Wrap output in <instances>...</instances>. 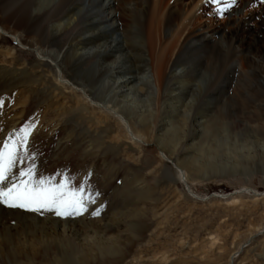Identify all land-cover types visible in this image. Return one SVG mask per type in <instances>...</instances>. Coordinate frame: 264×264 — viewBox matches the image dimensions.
I'll list each match as a JSON object with an SVG mask.
<instances>
[{"label": "rangeland", "instance_id": "374dc122", "mask_svg": "<svg viewBox=\"0 0 264 264\" xmlns=\"http://www.w3.org/2000/svg\"><path fill=\"white\" fill-rule=\"evenodd\" d=\"M4 1L0 0V4ZM69 1L41 10L39 31L42 36L47 35L46 46L65 48L84 29L88 30V39L83 42L85 47L113 38L110 31L100 32L105 22L90 20L85 12L89 8L80 12L72 28L52 34L48 25L61 15ZM130 1L126 8L117 7L123 25L116 41H110L113 55L109 58L121 55V71L132 76L141 72L146 51L155 58L163 53L168 58L175 47L178 50L175 70L179 68L182 72L180 83L179 74L175 79H167L169 85L162 92V104L159 109H152V119L143 124L136 120L135 127L145 130L147 142H132L118 129L113 116L86 104L73 90L59 86L53 90V85L57 84L49 72L44 73V84L41 80H30V76L17 77L10 75L9 70L3 71L4 67L12 68L9 63L12 56L19 59L14 64L17 73L22 63L33 65L37 59L24 50L19 51L10 38L0 35V144L14 138L21 127L34 125L29 137L28 158L17 162L13 173L18 176L20 170L34 163L37 179L51 177L56 183L67 179L70 189L83 186L84 195H91L94 202L88 203L85 215L72 216L73 230L84 233L90 226L98 230L97 226L107 224L104 235L115 238L125 255L119 264H224L228 254L239 244L243 246L241 252L230 264H264V196L240 192L231 198L225 197L244 187L264 191V108L256 111V115L250 112L248 92L251 84L245 61L249 46L261 36L262 23L258 14L263 10L264 0H254L251 5V0H236L231 7L227 2L217 5L209 0L200 14L205 20L198 18L191 27L179 26L175 38L168 36L170 31L167 26H159L160 22L180 23L186 14L177 8L172 13H161L167 0H159L150 18L145 8L151 0H136L144 4V9L138 10H135L134 0ZM97 4L98 0L91 3L93 11ZM35 7H38L36 3ZM219 8L226 11L221 14ZM96 12V18L101 17V12ZM252 12L256 18L250 20ZM200 27L204 28L202 34L206 36L216 28L215 34L209 36L210 41L190 40L192 42H183L184 45L181 40L178 42V37L187 32L190 36L186 40L194 38ZM149 31L156 42L150 39ZM141 36H147L154 47L149 43L141 45ZM1 50L11 54L5 56ZM75 59L76 73L91 79L94 73L91 66L95 65L96 58H78L77 55ZM258 83L264 88L263 81L259 79ZM171 89L181 103L190 98L192 91L193 106L184 126L183 109L177 107V102L167 100ZM101 93L104 92L96 95H103ZM210 97L215 99L210 100ZM134 113L138 118L137 110L134 109ZM178 113L172 126H163L164 117ZM201 115L203 119L208 118L204 127L197 126L194 121ZM211 117H215L217 123H213ZM223 124L227 125V132ZM166 131L175 133L178 138L177 151L170 155L172 159L181 163L186 158L193 168L199 166L198 171L186 170V184L166 168L169 160L152 146L154 140H164L162 145L168 154L166 141L171 134ZM97 209L100 214L91 215ZM11 212L9 207L0 205L2 221L21 227L22 221L15 219ZM30 212L47 218L50 211ZM83 218V221H91V225L86 226L83 221L84 226L81 225ZM15 230L9 231V238L1 234L0 239H5L0 242V264L28 260L29 254H25L28 250L21 251ZM51 247L54 249L51 248L49 255L41 250L37 258H32L41 264H52L63 252ZM94 252L90 262L72 264H100L101 261L105 264L107 258L100 257L97 249Z\"/></svg>", "mask_w": 264, "mask_h": 264}, {"label": "bare ground", "instance_id": "6f19581e", "mask_svg": "<svg viewBox=\"0 0 264 264\" xmlns=\"http://www.w3.org/2000/svg\"><path fill=\"white\" fill-rule=\"evenodd\" d=\"M64 1L65 0H5L4 4L3 3L0 4V35L10 38L19 48V51L20 49L21 51L24 50L25 52L34 55V57L37 59L36 63H33V65L25 64V62L22 63L21 69L17 73L16 72L17 69L14 68V64H16L19 59L16 56L15 57L12 56L10 57L9 60V63L12 66V68L10 69L9 67H4L3 71L9 70L8 73L10 75L12 74L17 77L21 75L30 76L31 77L30 80L32 79L34 81L41 80L44 84L46 82L45 79L46 77L44 73L49 72L51 73L57 84L55 86L53 85V90L57 89L58 86L59 88L60 87L69 88V90L71 91L73 90V92L80 95L81 99L86 101V104L87 103L92 104L91 105L92 107L103 109L105 110L106 114H110L111 116H113L114 119L116 120L118 129L123 130L124 134L132 142L134 143L147 142L145 140V130L143 131L142 128L137 129L135 127L136 120L137 122H141L143 124L146 120L152 119V116H150L152 109L155 108L159 109L160 104H162L160 98L163 94L162 92H165L167 86L169 85V81H167L168 78L175 79L176 78L175 75L179 74L178 80L179 83L181 82L182 80L181 69L179 70L178 68V70H175L177 65L175 63V59L178 56L177 53L178 50L174 47L168 58H166V54L164 55V53L161 56L159 55L157 58H155L152 57L150 54H148L147 53L148 51H146L144 53L145 56L143 62L144 64L143 67H141L142 70L140 73H137L136 75H132V76H127L121 71L122 68L119 63L122 56L116 55L113 59L109 58L110 55L111 56L113 55L110 52V48L112 47L110 41L112 42L116 41V38L118 37V31L123 25L121 20V14L118 11L117 7L125 6L126 8L130 0L129 1L128 0H98L96 11L101 12L102 15L101 17H99L101 20H99V18H96L97 12L93 11V7L90 6L91 3L95 0H70L62 9L61 15L53 22H50V24L48 25V28L51 30L52 34L59 33L64 29L72 28V24L78 20L80 12L86 10V8L87 9L89 8L85 12H88V14L90 15V20L105 22V24H102V22L99 23L103 25L100 27V29H102L100 32L104 34L107 31H110L111 33H113L112 35L113 38L110 41L105 40L101 43L93 44L89 47H85L83 45V42L87 41L88 39V35L86 36V32L88 30L84 29L81 31L80 34L76 36L74 42L69 43L65 48L62 49L51 48V47L49 48L48 46H46L47 35L44 34L42 36V34L39 31V25L43 17L41 10L46 9L47 7L61 5L64 3ZM158 1L159 0H151L147 3L148 5H146L145 11L150 13V18L152 17L151 14L155 11L156 7H158ZM208 1L209 0H189V2L186 3L185 0H173L171 4L170 0H167V2L161 8L162 9L161 13L163 12L172 13L173 9L177 8L176 9L177 11L183 12V14L186 15L182 18L180 23H172L173 21L169 22V20H166L164 22L163 21L160 22L161 24L158 25L167 26V30L170 31L168 36H171V38H175L177 30L180 28L179 26L183 25L186 27L188 26L191 27V25H193L198 18L199 19L201 18V21L205 20L202 19V16L200 14L202 9L204 8V5ZM138 2L139 1L136 0H134L133 2V4L135 5V10H138L140 8L144 9L142 7L144 4L141 5V3ZM35 3L38 5V7H35ZM253 3H255L254 0H251L249 2L250 5ZM250 16H249L250 20L256 18L253 12L250 14ZM258 17L262 23L261 36L259 39L256 38L257 40H255L251 44V46H249L248 55L245 58L246 64L249 68V81L251 84L248 92L249 94L248 107L250 108V112L253 115H256V111H258L259 109L264 108V88H262L258 83V80L260 79L261 81H263L264 84V7L263 10L259 12ZM203 29L204 28L202 27L197 28V32H195L196 35L192 39L186 40L187 37L189 38L190 36V34H188L187 32L183 35V37L179 36L177 40L178 42H180L181 40L182 45H184L183 42L189 43L192 42L193 40L208 41L209 39L210 41L209 36L215 34L216 30L214 29L216 28L213 29V31L209 36L202 34ZM88 33H92V32L89 31ZM150 33L151 32L149 31V34ZM150 39H152V37ZM152 40L153 43L156 42L154 38ZM140 43L141 45L146 46L147 45L146 43H149L148 37L141 36ZM1 53L5 56L11 54L7 50H1ZM258 53L261 54L262 56L260 57L257 56L256 54ZM77 55L78 58H82L85 56H92L96 58L95 65L91 66L92 72H94L91 77L93 81H91V79H88V77L83 73L82 75L79 74L80 76L76 73L75 67H77L76 66L77 62L75 57H77ZM107 57L109 59H107ZM44 67H46V69H43ZM66 67H67V71L65 70ZM94 81H96L97 83L96 84L93 83ZM142 85L144 86L143 88L140 87ZM173 90L174 89L168 91L170 97L167 100L169 102H171V100L173 102L174 101L177 102L178 103L177 107L178 108L181 107L183 109L182 116L184 118L183 120L184 121L183 126H184L185 124H187L188 116L190 115L189 112L191 111L193 106L194 98L192 96V91L190 93V98L186 100L184 103H181L178 100L180 97L172 95ZM97 92H104V93H101L103 95L98 96L96 95ZM57 93H60V91H58ZM257 94L259 95L258 102L255 104L254 101H257L255 100ZM209 99L211 100L212 98L210 97ZM213 99L215 98L213 97ZM96 100L100 101L101 103L97 102ZM134 109L137 110L138 113L137 116H139L138 118L134 116L135 114ZM170 115L164 117L165 122L163 126L165 127L172 126L173 122L178 118L179 113L176 114L177 116L176 115L170 116ZM202 116L203 115L198 116L197 118L194 119L197 126L204 127L203 125L206 123V120L208 118L203 119ZM210 119L213 123H217V119L215 117H211ZM259 121L260 119H258V122ZM223 126L225 132H227V125L223 124ZM202 131L203 130H201L200 133ZM168 134L171 133L168 132ZM174 134L172 133L171 136H169L168 140L167 141L165 140L168 145V149H167L168 154L165 153L166 151L164 152V150L166 149L165 146L162 145V142L164 140L161 141L160 139L157 140L156 138L157 141L155 142L154 140L152 146H154L155 150L160 151L163 154L164 158L169 160L170 165L167 166L166 168L168 170L173 171V173L176 175V177L179 179L180 182L186 184L187 183L186 170L198 171L199 166L198 167L195 166L193 168L192 166L189 165L188 159L184 157L181 163H179L178 161H174L172 159L170 155L172 153L174 154L177 151L176 145H179L176 144V142L178 143V138H175ZM240 192L250 193L252 196H256V197L264 196V191L258 192L256 190H252L250 188L244 187L238 191L230 193L229 195L226 194L225 197L231 198L233 197L234 193H240ZM216 197H220V196H216ZM9 211H13L11 213L14 214L15 219H19V221L20 220L22 221L21 227L19 226L20 227L19 228L17 224L16 225L12 224L11 226L7 225V223H4V221H2V216L0 214V237L3 232L4 234H7L9 238L10 236L9 231L11 230L14 231L16 229L14 236H16V238L21 243L19 245L21 251L25 252V250L26 251L28 250V253L25 254H29L27 261H25L24 263L18 262L17 264H36V263L41 264L40 263L41 261L40 262L36 261L38 252L44 250L46 251V254L49 255L50 253L48 252L52 251L51 248L54 249V247L51 246H55L58 251H61L67 255L65 257L62 253L59 258L55 257L52 264H72L77 262L79 263L85 260H86L85 262L88 263L91 261L90 259L95 255L94 251L96 249L100 257L107 258L105 264H119L120 261L122 262L124 260L125 255L121 251L117 240L115 238L104 235V230L106 228L105 225L107 224L101 225L100 227L97 226L98 230H94L93 229L94 227L91 228L90 226L91 221H83L84 220L83 218L80 219V222L82 223L80 224L83 225V222H86L85 225L90 226V228L88 229L89 231H86L84 233H78L77 231L73 230L72 216L61 217L55 215L53 212H49L47 213L49 214V217L46 218V217H38L36 215H33L30 211H26L21 208L20 209L9 208ZM18 228L21 229L20 233L18 232ZM260 230H258L257 232H259ZM263 232H259V233H263ZM4 239L5 238L0 239V242ZM242 247H243L242 244H239L234 250H232L228 254L224 264L232 263L236 254L241 252L240 248ZM72 250H74V252H72ZM12 253H14V250H12ZM34 256H36V258H32ZM100 264H104V262L101 261Z\"/></svg>", "mask_w": 264, "mask_h": 264}, {"label": "snow or ice", "instance_id": "6c2138e0", "mask_svg": "<svg viewBox=\"0 0 264 264\" xmlns=\"http://www.w3.org/2000/svg\"><path fill=\"white\" fill-rule=\"evenodd\" d=\"M224 2L231 7L236 0H213L217 5ZM218 11L222 14L226 9ZM33 128L34 125L21 127L14 138L0 144V205L37 213L50 211L61 217L83 215L88 211V203L94 202L91 195H84L83 186L70 189L67 179L59 183L51 177L37 179L34 163L20 170L18 176L13 173L17 162L28 158ZM99 214V209L91 213L93 216Z\"/></svg>", "mask_w": 264, "mask_h": 264}]
</instances>
